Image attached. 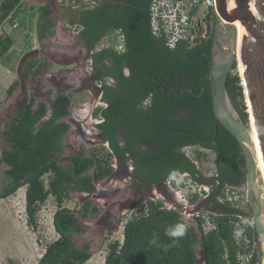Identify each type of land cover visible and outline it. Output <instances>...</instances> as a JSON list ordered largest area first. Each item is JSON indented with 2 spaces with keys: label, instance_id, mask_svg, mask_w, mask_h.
<instances>
[{
  "label": "trees",
  "instance_id": "trees-1",
  "mask_svg": "<svg viewBox=\"0 0 264 264\" xmlns=\"http://www.w3.org/2000/svg\"><path fill=\"white\" fill-rule=\"evenodd\" d=\"M62 4L77 6L68 9L66 23L75 26L83 44L93 79L100 87L106 108L99 107L95 115L104 121L99 124L103 140L110 141V150L122 157L129 150H121L116 140V129L123 98H129L136 92L142 93V99L151 97V103L142 107V115L149 122L144 129H158L159 146H171L170 139L164 137L165 123L171 109L167 107L164 96L184 93L180 104L186 105L190 123L180 129H188L189 137L181 139L173 154H165L161 163L152 167L145 163L135 164V179L138 191L159 187L167 179L178 173H187L193 182L213 184L214 191L207 201L209 213L194 216L195 227L187 225L180 213L167 209L160 201L144 200L145 212L128 220L123 226L122 241H113L107 245L103 264H197V247L203 264H259L257 237L249 212L235 207L227 199L226 188H237L245 182L244 160L235 138L220 124L213 115L210 81L202 79L210 70L211 40L196 41L193 45L179 42L173 49L164 45V40L152 35L149 22V7L152 0H61ZM176 3L180 0H168ZM23 0H0V25L8 18H13L22 8ZM36 35L41 42L53 34L54 21L50 17L47 4L36 8ZM195 9L190 13L194 14ZM117 32L123 36V51L115 49ZM107 37L111 45L94 51L97 43ZM13 45V40L0 35V55H5ZM43 68L35 60H28L22 72L26 82L32 73ZM233 65L226 80V91L244 123L247 112L241 80ZM125 70L128 71L125 74ZM234 72V73H233ZM114 82L107 85V80ZM19 82H13L6 90L10 96ZM38 88L42 89L40 81ZM51 96L50 91H45ZM71 100L66 94H57L50 107L45 103L36 104L29 95L23 107L9 121L1 135L6 147L0 148V164L6 169L3 174L9 179L4 186L0 199L14 195L24 187L26 225L33 230L38 228V213L41 206L53 197L57 208L52 216V224L57 238L47 244L37 264H85L91 257L90 245L76 247L74 237L84 233V228L71 210L62 204L69 192L92 195L96 192L95 181L104 180L112 171L109 166V153L104 156L93 150L88 156L83 154L61 156L67 149L64 143L69 125L64 121L70 113ZM135 104L129 110L135 112ZM175 109V108H173ZM109 126V129L107 127ZM186 139L187 141H184ZM147 143H151L147 139ZM197 148L195 155L201 159V150H208L214 155V176L204 179L196 165L180 152L182 146ZM175 147V146H174ZM165 149V148H164ZM130 156H134L131 152ZM67 162L69 167L61 163ZM47 176V185L43 178ZM219 199L221 201H219ZM199 200L193 195L190 203ZM248 206V205H247ZM98 213V209L89 201L83 203L80 216L89 218ZM208 217L214 228L203 233L202 225ZM177 223L187 225V232L168 251L161 247L150 246L148 241L155 233L159 244L172 243L165 235V230ZM240 232L237 236L236 233ZM245 237L250 244L246 247Z\"/></svg>",
  "mask_w": 264,
  "mask_h": 264
},
{
  "label": "rangeland",
  "instance_id": "rangeland-1",
  "mask_svg": "<svg viewBox=\"0 0 264 264\" xmlns=\"http://www.w3.org/2000/svg\"><path fill=\"white\" fill-rule=\"evenodd\" d=\"M25 1L27 0H23L22 5L27 4ZM28 4L33 8L39 4L49 5L50 17L54 21L53 34L40 42L36 35V19L28 13L24 15L22 21H17L18 28L12 30L13 36L21 33L18 38L14 36V46L5 55H0V148L6 147L1 135L2 131L23 107L29 95L35 98L36 104L43 102L50 107L57 94H66L70 97L71 107L69 116L64 120L69 125L64 140L67 149L61 156L76 154L88 156L93 147L95 151L106 156L107 150L102 144L90 142L91 133L92 135L95 133L93 124L96 121L91 119L90 113L95 106L100 105L96 92L99 83L93 79L94 72L78 33L71 31L73 26L67 24L65 20L68 9L72 10L77 6L70 3L60 5L58 0H29ZM200 18L201 9L195 19L199 21ZM26 41L29 42L30 47L24 46L25 43L27 44ZM111 43L105 37L97 43L94 51L105 48ZM235 47L236 34L234 26H231L230 50L234 51ZM28 60H35L43 68L32 73L25 82L22 72ZM238 70L236 64L234 72L239 75ZM15 81L19 82L18 86L10 96H7V88ZM38 81L42 89L38 88ZM45 91H50L51 96H47ZM244 105L246 107L245 99ZM196 151L195 148L186 149V152L193 156ZM201 153L203 157L199 159L196 167L205 179L210 178L214 173V155L207 150H201ZM61 165L69 167L67 162ZM5 169L6 167L0 164V193L9 183V179L3 174ZM47 180V176H44L45 185ZM258 183L263 188L259 172ZM170 185L174 189V192H170L172 199L168 198L170 195L166 184L162 188L153 187L141 193L136 189L135 183L116 173L110 178L95 181L96 192L92 195L69 192L68 198L62 205L78 217L84 228L83 234L74 237V243L78 248L85 244L90 245L92 257L85 264L104 263L107 245L113 241L121 242L124 224L145 212L144 200L160 201L167 208H170L171 202L177 201L180 206L181 203L178 202L182 199L178 200L175 191L179 192L181 188L180 194L188 200L196 189L175 186L174 183ZM236 190L234 199L237 201V206L244 212H249L245 200V187L241 185ZM24 191L25 188L22 187L14 195L0 199V264H37L45 246L57 238L52 224V216L57 208L54 198L49 197L41 206L37 216L38 228L33 230L26 225ZM86 201L96 207L98 213L89 218H82L80 212ZM200 201L193 204L189 202L186 210H178L187 225L195 227L194 216L209 213L210 207ZM257 254L260 256L259 245ZM197 264H203L199 247H197Z\"/></svg>",
  "mask_w": 264,
  "mask_h": 264
},
{
  "label": "water",
  "instance_id": "water-1",
  "mask_svg": "<svg viewBox=\"0 0 264 264\" xmlns=\"http://www.w3.org/2000/svg\"><path fill=\"white\" fill-rule=\"evenodd\" d=\"M212 8L226 23L223 27L218 24L214 29L210 70L202 79L210 81L215 120L239 145L245 168V200L259 245V264H264V189L258 183L251 138L253 130L264 172V0H214V6L208 8V15ZM233 25L241 69L240 85L248 115L246 123L226 91L227 77L238 60L236 51L230 50Z\"/></svg>",
  "mask_w": 264,
  "mask_h": 264
},
{
  "label": "flooded vegetation",
  "instance_id": "flooded-vegetation-1",
  "mask_svg": "<svg viewBox=\"0 0 264 264\" xmlns=\"http://www.w3.org/2000/svg\"><path fill=\"white\" fill-rule=\"evenodd\" d=\"M208 8L209 7L201 9V11L203 12V15L198 21V25L200 26V28L205 29L203 40H211V43H212L215 27L218 24H220L223 27L224 23L217 16L213 8L211 9L210 14L208 15ZM121 51H123V44H122L121 50L118 52H121ZM210 52H211V47H210ZM127 73L128 71L125 70V74ZM107 85L113 86L114 85L113 80L108 79ZM99 87H100V84L98 88ZM97 95H98V101L100 104L99 107L106 108L107 104L102 102L101 94H97ZM164 97L167 98V107L171 109L170 111L171 114L170 116H168L169 119L165 123L169 128L164 129V134H165L164 137L167 136L166 138L170 139L172 145L164 146L162 149L159 146V142H160L159 134L160 133L158 129H144V127H147L149 122L152 121V119L154 118H151V120L149 121L148 117H144L142 115V111L140 109L142 107L148 106L151 103L152 98L147 97L144 100H141L142 93L140 91V92L134 93L133 95H129V98H123V101L121 104V111L119 114L118 126L115 131L116 140L118 141V146L121 150H124V152L127 149L129 150L128 152H125L122 155V157H118L117 155L111 152L109 140L102 139V133L98 126L104 120L101 117L95 115V111L99 107L95 106L94 109H92L90 113V117L91 119H95L96 121L93 124L95 133L94 135H92L91 133L90 136H92V140L90 142L102 144V146L109 153L108 155V157L110 158L109 166L112 168V171L105 179L115 176L116 173H119V176H122L132 181L133 183H135L136 189L138 190V183H137V180L135 179V164L136 163L138 164V161H139V163L141 164L145 163L147 165L149 164L152 167H156L159 163H161V161L163 160V157H165V154H168V155L172 153L174 154L175 149H177V147H179L180 144L183 142V141L180 142L181 139L177 138V136L184 135V137H189L190 134H189L188 129H180V127L188 125L191 121L187 106L181 105L179 102L180 98L185 97L184 93L176 92V95L169 94ZM131 103L136 105L135 112H132L129 110V106L131 105ZM107 129H109V126L107 127ZM147 139H149L151 143H147L146 142L148 141ZM183 140L187 141L186 139H183ZM188 148L197 149L196 147L190 146V145L182 146L180 148V152L183 153L187 157L188 155H187L186 149ZM94 149L95 148L93 147L90 151H93ZM131 152H133L134 154L133 157L130 156ZM179 174L181 173H178L177 175ZM177 175L171 177L170 179H167L166 182L176 177ZM199 176L201 178H204L201 173L199 174ZM213 176L214 175H212L211 177ZM210 178H206V179H210ZM203 184H206V183H203ZM163 185L159 186V188H162ZM206 185L210 186V193L205 199H201L200 203L207 204L209 197L214 191V187H213V184L211 183L206 184ZM153 187L154 186H152L151 188ZM151 188H149L145 192L149 191ZM155 188H158V187H155ZM168 194L170 195L168 198L172 199L173 198L172 195L169 192ZM174 203L176 204L177 202L175 201ZM177 207L181 208L180 206H177Z\"/></svg>",
  "mask_w": 264,
  "mask_h": 264
},
{
  "label": "built area",
  "instance_id": "built-area-1",
  "mask_svg": "<svg viewBox=\"0 0 264 264\" xmlns=\"http://www.w3.org/2000/svg\"><path fill=\"white\" fill-rule=\"evenodd\" d=\"M213 6L214 0H180L176 3H170L168 0H152L149 7V22L151 33L156 38L163 39L164 45L170 49H173L179 42H185L188 45H193L196 43V41L203 40L205 34V29L200 28V26L198 25V19L196 20L195 18L198 16L200 9ZM194 9V14L190 15V13ZM202 15L203 12L201 11V17ZM8 24H11L12 29L18 27V22L15 21V18L10 15L0 25V35H2L3 33L4 26ZM71 31L76 33L79 30L75 26H73L71 28ZM122 43L123 36L119 32H117V43L115 45V49L120 51L122 48ZM187 155L189 159H191L192 162L197 166L199 159L190 153H187ZM171 183H174L175 186H183L184 188L195 187L196 189L193 191L191 197L193 195H197L199 200L205 199L210 193L209 185L193 182L187 173H181L164 183L166 184V188L168 189L169 193L174 190L170 185ZM181 190L182 189L180 188V190H178L179 192L175 191V195H177L178 200L182 199V201L179 200L178 202L181 203V208L177 207L179 205L177 203L175 204L174 202L170 203V208L164 206L165 208L178 211L180 209L186 210L189 207L188 203L191 197L188 198V200L183 198L180 194ZM236 191V188H233L232 190V187H227V199L235 203V207L240 209L237 206V201L234 199ZM219 201L221 200L219 199ZM248 223L250 226H253L251 219L248 221ZM213 228V224L210 222L209 218L206 217L205 222L202 225L203 233H207ZM242 241L246 247L249 246L250 242L247 238L243 237ZM250 257L251 254H249L244 260L239 257V260H241V264H245L249 261Z\"/></svg>",
  "mask_w": 264,
  "mask_h": 264
},
{
  "label": "clouds",
  "instance_id": "clouds-1",
  "mask_svg": "<svg viewBox=\"0 0 264 264\" xmlns=\"http://www.w3.org/2000/svg\"><path fill=\"white\" fill-rule=\"evenodd\" d=\"M187 232V225L183 224V223H177L175 225H171L169 226L166 230H165V235L168 236L169 238H171L172 243L168 244V245H161L159 244V239L158 236L154 233L152 235V237L150 238V240L148 241L150 246H158L161 247L163 249V251H168V249L172 246L175 245V243H177L181 238H183L185 236ZM237 236L240 235V232L238 231L236 233Z\"/></svg>",
  "mask_w": 264,
  "mask_h": 264
},
{
  "label": "crops",
  "instance_id": "crops-1",
  "mask_svg": "<svg viewBox=\"0 0 264 264\" xmlns=\"http://www.w3.org/2000/svg\"><path fill=\"white\" fill-rule=\"evenodd\" d=\"M28 1L29 0H27V1H25V2H27V4H25V5H22L21 7V9H20V11L16 14V16L14 17L15 18V21H22V18L24 17V15H26V14H31V16H34L35 17V19L37 20V13H36V8L37 7H39V6H42V5H44V4H39L37 7H32L30 4H28ZM33 1H39V0H33ZM56 1V0H55ZM59 2H60V5L62 4V1L61 0H58ZM28 11H30V12H28ZM32 11V12H31ZM19 17V18H18ZM25 19V18H24ZM26 20V19H25ZM18 28V27H17ZM16 28V29H17ZM13 29L11 28V24H8V25H6V26H4V30H3V35L5 36V37H9V38H11L12 40H13V45L11 46V48L14 46V43H15V39H14V36H16V38H18L20 35H21V33H17V34H15L14 36L13 35H11L12 33H13V31H12ZM19 30V29H18ZM76 33H78V32H76ZM27 42V44L25 43L24 44V46L26 45L27 47L30 45V44H28L29 42L28 41H26ZM31 46V45H30ZM29 46V47H30ZM10 48V49H11ZM90 260V259H89ZM88 260V261H89ZM87 261V262H88Z\"/></svg>",
  "mask_w": 264,
  "mask_h": 264
},
{
  "label": "bare ground",
  "instance_id": "bare-ground-1",
  "mask_svg": "<svg viewBox=\"0 0 264 264\" xmlns=\"http://www.w3.org/2000/svg\"><path fill=\"white\" fill-rule=\"evenodd\" d=\"M235 48H236L235 51H236L237 59H238L237 40H236V47ZM237 67H238V69H239L238 71L240 73L241 69H240L239 59L237 60ZM250 126H251V124H250ZM251 138H252V142H253V151H254V155H255L257 169H258V172L260 173L261 181H262L263 189H264V172H263V168H262V164H261V160H260V156H259V152H258V148H257V143H256V139H255V135H254L253 130H252Z\"/></svg>",
  "mask_w": 264,
  "mask_h": 264
}]
</instances>
